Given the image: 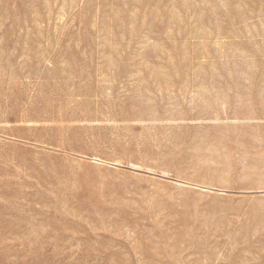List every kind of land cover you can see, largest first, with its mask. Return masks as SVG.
<instances>
[{"label": "rangeland", "instance_id": "1", "mask_svg": "<svg viewBox=\"0 0 264 264\" xmlns=\"http://www.w3.org/2000/svg\"><path fill=\"white\" fill-rule=\"evenodd\" d=\"M0 264H264V0H0Z\"/></svg>", "mask_w": 264, "mask_h": 264}, {"label": "bare ground", "instance_id": "2", "mask_svg": "<svg viewBox=\"0 0 264 264\" xmlns=\"http://www.w3.org/2000/svg\"><path fill=\"white\" fill-rule=\"evenodd\" d=\"M95 159H96V160H100V159H99V158H97V157H96ZM181 181H182V180H181ZM183 182H184V180H183ZM187 184H189V183H187Z\"/></svg>", "mask_w": 264, "mask_h": 264}]
</instances>
